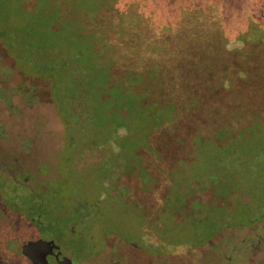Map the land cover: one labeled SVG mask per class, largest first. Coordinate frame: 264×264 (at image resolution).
<instances>
[{
	"label": "rangeland",
	"instance_id": "1",
	"mask_svg": "<svg viewBox=\"0 0 264 264\" xmlns=\"http://www.w3.org/2000/svg\"><path fill=\"white\" fill-rule=\"evenodd\" d=\"M171 1L173 5L175 1H181L179 4L183 2L202 9L200 51H213V45L217 42L215 37L221 31L220 28L216 30V20L215 24H210L213 15L221 22L224 33L229 31L230 34V30L246 25L248 21L257 22L264 29V0H0V57L8 59L4 55L6 50L12 59L7 61L12 65H0V87L6 85L1 79L9 75V101L14 108L6 112L5 99L0 98V264H31L21 247L37 239L49 242L56 239L64 252L68 246L64 230L68 225L73 224L75 232L87 240L84 242L91 243V250L99 249L101 236L112 232L111 229L99 231L95 225L96 221L108 218L103 212L102 202L98 204L99 213L94 212L89 205L95 200L96 193L87 194L88 202L79 198L80 203L87 205L83 211L81 208L71 209L74 201L66 203L62 199L66 195L67 183L61 180L51 182L55 177L60 179L62 176L59 162L66 141L62 120L50 100L43 73L30 71L34 41H44L45 51L53 57H65L80 68L84 65L93 67L89 73L94 75L93 80H97L100 71L105 73L103 68L97 71L94 65H157L152 60H149V64L144 63L147 60L139 57L142 56L141 51L146 52V57L162 56L160 65H169V73H174L171 65L176 64L174 58L169 56V49L162 53L156 48L146 49L147 40L152 41L154 36L161 40L163 36L169 37V10L172 12L171 20L176 16L174 23L177 26V30L171 33V43L175 44L177 37H185V29H178L180 11L169 3ZM133 6L135 8L131 9ZM186 32L191 38L190 31ZM232 33L236 36L235 31ZM233 36L229 35L231 38L225 41H232ZM167 40L169 42V38ZM128 42L134 44V49L125 48ZM187 44L190 47V40ZM241 45L239 42L232 43L228 45L226 54L225 50L221 51L226 58L221 57L220 53L215 58L216 66L231 67L227 73L220 74L228 84L226 89L229 91L221 90L217 97H212V93H204L206 98L222 99L231 105L237 100L242 105L233 110L236 116L228 106L222 109L228 112L225 113L228 119L231 115L233 119L236 117L237 132H233V141L220 149L216 148L215 140L228 136L229 130H224L222 136L214 130L213 137L200 148L189 140L184 141V144L172 140L186 139L191 126L185 116L187 120L169 124L173 116L168 104L155 108L150 103H157V98L147 99L144 109L138 104L129 111L138 123L133 134L136 148L125 159L116 160L117 170L126 173L114 179L118 186L129 189L128 200L137 203L142 213L149 204L151 206L146 209L145 216L136 215V210L130 206H123L125 210L118 206V213L115 212L111 217L113 221H125V228L119 227L118 232L131 233L124 236L133 246L139 243L138 234L144 228L145 231L148 229L145 238L152 239L158 245L152 251H165L169 245V251L172 252L167 258L169 264L264 263V220L258 221L253 228L235 227L244 222L250 225L249 220L251 223L264 213V74L257 73L256 67L264 59V48L254 44ZM182 60L180 65H188L186 58ZM205 65L212 63L206 62ZM243 65L246 66V74ZM62 73L67 72L59 70L57 75ZM246 75L251 86L238 90L230 87L231 83L235 85L236 81H244ZM91 82L88 88L83 85V89L88 92L84 103L88 109L93 107L95 112L90 119L93 129H101L99 126L106 129L105 123L109 118H114L115 112L120 115L123 107L119 102L113 107L110 101H106L105 105L95 104L94 96L108 93L101 86L92 88L91 85H95L96 81ZM118 84L111 83L113 86ZM23 91L26 97L20 95L19 92ZM146 93L139 91L141 96ZM162 100L168 103V97ZM197 111L204 120L216 114L208 106H201ZM126 133L124 129L119 130L120 135ZM104 136L101 131L96 133L92 139L95 149L92 154L74 163L75 170L80 172L85 165L102 156L95 150L103 145ZM188 155L190 158L195 156V159L186 165L183 158L186 159L184 156ZM126 160L132 165L129 163L125 166ZM140 164L155 177V199L136 191L144 183L141 172L135 168ZM148 164L152 166L151 169L147 167ZM186 169L190 176L182 180L179 174ZM207 172H215L220 178L215 179L213 184L214 194L212 189L197 192L194 198L199 199L202 205L190 199L184 204L186 198H190L188 195H192L196 189L204 190L209 185ZM196 177L199 179L198 188H193L192 181ZM179 184L184 187V194L179 191ZM165 187H169L167 196H164ZM46 190L48 192L44 193ZM118 193L124 197L126 189L121 188ZM33 197L39 202L36 211L31 203ZM225 203L227 207L232 203L237 204V208L243 206L246 215L242 219L239 216L237 221H228L234 227H223L209 239L207 232L228 224L224 220L214 221L213 218L217 205ZM128 247L107 236L104 248L95 256L80 260L79 264H117L126 250L132 251L133 247ZM165 256L153 260H158L157 264H166ZM127 264L134 263L130 261Z\"/></svg>",
	"mask_w": 264,
	"mask_h": 264
},
{
	"label": "trees",
	"instance_id": "2",
	"mask_svg": "<svg viewBox=\"0 0 264 264\" xmlns=\"http://www.w3.org/2000/svg\"><path fill=\"white\" fill-rule=\"evenodd\" d=\"M179 2L175 1L174 5L173 1L169 3H171L176 10L180 11L178 12L180 14V19L178 20L181 22L178 29H185L183 31L185 37H177L178 41H176L175 44L171 43V33L177 30V26L174 23L176 16L174 15L171 20L172 12L169 10V37L163 36V40H161L159 37L154 36L152 41L147 40L146 46V49L156 48L157 51L162 50L161 53L164 52L165 49H167V51L169 49V56L174 58L173 61L174 64H176L171 65V69L173 68L174 73H169V65H160L161 60L159 59L162 56L158 57L149 55L146 57V52L143 53L137 44L136 46L141 51L142 55L139 57L147 60L144 63L149 64V60H152L156 61L157 65H106L105 67L94 65V68H96L97 71H100L101 68H103L105 73H103V71H100V73L105 75L99 74L96 76L97 80H93L94 75L89 74L93 71V67H87L84 65L80 68L78 65L72 63V60L70 62L65 57H53L47 52V50L45 51L44 41H34L35 47L33 48L34 50L31 51L32 60L30 63L28 59L30 71L31 73H34L35 71L37 73H43L44 80L47 81L50 100L53 103L60 120H62L66 141L59 162V168L60 170H63L62 176H60V179L59 177H55L51 182L54 183V180H61L67 183L66 195L64 194L65 196H63L62 199L63 202L66 203L71 200L74 201L71 209L81 208L83 211L87 205L80 203L79 198H84L85 201L88 202L87 194L96 193L95 200L89 205L94 212L99 213L98 204L102 202L103 212L108 215V218H111L112 209L110 208L111 203L109 204V202H107L106 195L108 193L106 190H108V188L106 186L110 184L108 183V180L121 171L117 170V166H115L116 160L121 158L125 159L131 155L134 151L133 149L136 148V140L133 141V134L135 133V128L138 126V123L137 120L130 115L129 111L132 110L133 106H137L138 104L142 105L144 109V106L148 103L147 99H152L153 97L158 99L157 103L154 101L150 102L155 105V108L168 104L167 107L173 116V119L169 124L172 122L178 124L188 119L186 122L191 126V131L186 139H178L181 143L184 141L186 142L188 139L191 144H195L200 148L207 140L213 137L214 130L220 132L221 136L224 130L230 131L229 135L225 138L219 137L218 140H215L216 148L220 149L221 146L233 141V132H237V119L236 117L233 119V115L236 116V113L233 110L236 109L239 102L236 100L235 102H232L234 105H231V103L227 104L222 99L206 98L204 97V93H212V97H217L221 93V90H223L222 92L229 91L226 89L228 84L222 79L220 74L223 75V73H227L229 71L228 69L231 67H226L227 65L216 66L215 58L218 57L219 53L221 54V57L226 58L225 54L227 53L228 45L235 42L241 43V46L243 47L246 46V44H254L263 46L264 48V29H262L257 22L249 23L248 21L246 25L235 27L230 30V34L229 31L225 32V34L224 30L221 29V22H219L216 17L214 18L213 15L210 24H215L214 21L216 20V30H219L220 28L221 31L215 37L217 42L213 45V51L211 50V52H209L207 49L200 51L201 48L198 46H201L202 44V41H200L202 37L199 38L201 31H203L201 24V20L203 21L201 18L203 13L201 11L202 9L196 5H185L183 2L179 4ZM192 4H194L193 1ZM171 5L169 4V6ZM133 8H135V6L131 9ZM185 17L186 19H184ZM186 30L190 31V35L192 34L191 38L187 35ZM233 31H235L236 36H233ZM229 35L233 36V40L229 42L225 41L227 38H231ZM124 36L125 34L123 35V39ZM167 38H169V42ZM188 39L190 40V47H188L187 44L189 41ZM125 44L127 50L128 47H133L132 49H134L133 43L128 42ZM224 45H226V48H224ZM223 50H225V54L221 52ZM184 58L189 61L188 65H180ZM206 62H211L212 65H205ZM245 67L246 66L243 65V72L246 74L247 69H245ZM256 67L257 73L264 74V59L262 60V63L256 65ZM59 70H65L67 73H62L63 76L62 74L57 75ZM217 71H220L219 74L216 73ZM204 72H207L205 76L203 75ZM213 75L216 77L217 82ZM167 78L169 79V82L167 81ZM91 81H96L95 85H91L92 88L101 86V89L105 88L108 93L98 97L94 96L96 99L95 104L105 105L106 101H110L113 104V107L116 106L117 102L123 107V111H121L120 115H117L115 112L114 118H109L105 123L104 127L106 129H103L101 126H99L101 129H93L90 119L92 115H95V112L93 111V107H89L88 109L84 103V98L88 95V92L83 89V85L88 88ZM113 82H119V84L113 86L111 85ZM251 85L249 76H247V78L240 83L237 81L235 85L231 83L230 87L238 90ZM140 90L147 93L141 96L139 95ZM165 97H168V103L163 102L162 99ZM201 106H208L211 112L216 114L213 117L210 115L204 120L202 115L199 114V111H197ZM227 106L233 111V115L229 116V119L228 115L225 114L228 112L222 110ZM239 106L240 108L242 107V105ZM184 116L187 117V119ZM206 124L207 128H205ZM120 129H124L127 133L120 135ZM100 131L105 135L103 145L100 146V149H96L95 152H100L102 156L94 162H91L89 165H85L84 168L78 172L75 170L74 163L78 161L79 158L92 154V150L95 149L93 148L95 145L92 139L96 133ZM106 153L108 156H106ZM122 154L125 155L120 157ZM129 163L130 161L126 160L125 166H128ZM206 177H208V186H210V189H212V193L214 194L213 184L215 179L220 178L216 176L215 172H207ZM47 192L48 191L46 190L44 193ZM115 201L117 200L115 199ZM31 203L36 211L38 207L36 204L39 203L38 199L33 197ZM242 208L244 207H238L237 213L235 214L232 210V206L227 207L226 203L221 206L217 205L214 212L215 216L213 217L215 219L214 221L224 220L228 223V221H237L239 216L242 219L246 215ZM252 212L254 211L252 210ZM111 222L114 223L113 221H101V223H99L101 225L108 223V227H110ZM253 222L250 223L249 220V224H252ZM99 223L97 224L99 225ZM244 223H239L235 227L248 226V224ZM73 226V224L68 225L64 230V237L68 245L66 250L77 254L79 259H85L86 255L83 252L84 250L89 249L88 243L84 242L87 240L82 238V242L77 241L74 235L75 231ZM223 227L234 226L228 223L222 227H218V229L215 228V231L207 232L209 239L215 232ZM77 243L80 245L76 246Z\"/></svg>",
	"mask_w": 264,
	"mask_h": 264
},
{
	"label": "flooded vegetation",
	"instance_id": "3",
	"mask_svg": "<svg viewBox=\"0 0 264 264\" xmlns=\"http://www.w3.org/2000/svg\"><path fill=\"white\" fill-rule=\"evenodd\" d=\"M5 50V49H4ZM5 56L8 58L7 60H3L4 57H0V60H1V64L0 65H12L11 63L8 64V60H12L9 55L7 54V51L5 50ZM14 63V62H13ZM14 65V64H13ZM9 76V75H8ZM8 76H4L5 78L1 79V81H5L6 82V85L4 87H0V98L2 100V98H4L5 102L4 103V107L7 109L6 112L8 111H13L14 108L13 106L10 104V98L11 96L9 95V91H8V87H10V81L8 79ZM21 93L20 95L23 96V97H26L25 95V92H19ZM17 94V93H16ZM174 140L175 142L177 141L179 144H184V143H181L178 141V139H172ZM188 142V139L186 140ZM193 149V148H192ZM125 154H122L120 155V157H123ZM186 157V159L183 158V161L185 162V164L187 165L188 163H191L194 159H195V156H192L191 158L188 156H184ZM190 158V159H189ZM148 168H152V166L150 164H148L147 166ZM135 168H138L139 171L141 172V179L144 181L143 183V186L140 187L139 189H137L136 191H139L145 195H148L149 198H154L153 197V193L155 191L154 187L157 188V186L155 185L156 181H155V177H153L151 175V173H149V171L144 168L142 166V164H140L138 167H135ZM174 168V167H172ZM174 170V169H173ZM176 171V170H175ZM179 170L177 169L176 172H178ZM188 174L186 175L185 173ZM125 174L126 172H118L117 175L113 176L112 178H110V180H108V183H110L108 186H106L108 188L107 191V202H109V204L111 203L110 205V208L112 209V214H114L115 212L118 213L117 211V207L119 206L121 210H125L124 207H128L130 206L131 208H134L136 210L135 214L136 215H142V216H145L146 215V209L149 208L151 205L149 204L143 211L142 213V210L139 209V207L137 206L138 204L135 203L134 201L131 202L128 200V191L129 189H127L126 187L124 186H118L117 183L115 182V177H120V175L122 174ZM128 173V172H127ZM179 175H181V178L182 180L186 179L189 175V170H183ZM208 177H206V180H207ZM198 177H196L193 181H192V187L193 188H198ZM178 187H180L179 191L181 192V194H184L185 193V189L183 186H181L180 184L178 185ZM121 188H125L126 189V195L123 197L121 196V194L119 195L118 193V190L121 189ZM165 195L164 196H167L169 195V187H165ZM210 189V186H207L204 190L202 189H196L192 195H188V197L190 198H186V200L184 201V204L186 203V201L188 199H190L191 201H197V203L199 205H202L203 203H200L199 199L197 198H194V196L198 193H201L205 190H209ZM232 192V191H231ZM115 199L117 201H115ZM155 199V198H154ZM164 204V203H163ZM161 204V206L163 205ZM205 204V203H204ZM156 205V204H155ZM237 204H234L232 203V210L235 212V214L237 213V207H236ZM124 206V207H123ZM184 206V205H183ZM236 207V208H235ZM182 208V206H181ZM120 212V211H119ZM121 213V212H120ZM106 214V213H105ZM264 220V213L261 214V216L258 217L257 220H254V222L250 225H248L247 227H250V228H253V225L256 224L258 221H263ZM103 221H113V218H107L105 217L103 219ZM101 221H96L95 222V225H97V228L99 231H104L106 230L107 228H112V232L110 233H107V234H104L101 236V239L99 240V246L100 248L99 249H95V250H91L90 246H91V243L88 241V246H89V249L87 250H84L83 253H85L86 255V259L89 257V256H95L99 250L101 248H104V241L106 239L107 236H111L112 238H114L115 240H118L120 241L121 243H123L126 247H128V245H130L132 248V251H128L126 250L123 254V256H121L120 259L117 260V264H127L128 262L130 263V261H132L134 264H157L158 263V260H153L154 258H162L164 257V254H166V261L165 263L166 264H169L168 261H167V258H169V253L172 254V252L169 251V245L166 246V250L165 251H160L159 249L157 250H154L152 251L151 249L152 248H158V245L156 243H153L152 239H147L145 238L146 237V232L148 231V229L145 231V228L143 229V232H140V234H138L139 236V240L136 245H132L131 243H129V239H127L124 235H131V233H119L117 230H119V227H124L126 225L125 221H122V220H119V221H113L114 223L111 222V225L110 227H108V223L106 224H100ZM99 223V225L97 224ZM148 224V223H146ZM125 228V227H124ZM117 229V230H116ZM75 231V229H74ZM74 235H75V238L77 241L79 242H82V238H84V236H81L79 235L78 233L74 232ZM258 235V234H256ZM123 239H122V238ZM53 243L58 245L59 246V252L57 253V256L55 258L54 255H49V261H51L53 264H64V261L63 259L66 258L68 260L71 261V264H79V261L82 260V259H79L78 255L77 254H74L70 251H67L65 249V251L63 252L62 251V247L60 246V242L56 239H53ZM80 245L79 243L76 244V246ZM130 247V248H131ZM129 248V247H128ZM126 255H129V256H126ZM161 264V263H159Z\"/></svg>",
	"mask_w": 264,
	"mask_h": 264
},
{
	"label": "water",
	"instance_id": "4",
	"mask_svg": "<svg viewBox=\"0 0 264 264\" xmlns=\"http://www.w3.org/2000/svg\"><path fill=\"white\" fill-rule=\"evenodd\" d=\"M23 254L28 258L31 264H53L49 261V255L55 258L59 252V246L53 242L37 239L26 242L22 245ZM64 264H71V261L64 258Z\"/></svg>",
	"mask_w": 264,
	"mask_h": 264
}]
</instances>
